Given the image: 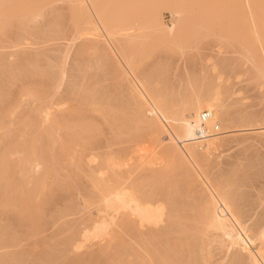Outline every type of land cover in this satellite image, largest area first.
Listing matches in <instances>:
<instances>
[{"label": "rangeland", "instance_id": "rangeland-1", "mask_svg": "<svg viewBox=\"0 0 264 264\" xmlns=\"http://www.w3.org/2000/svg\"><path fill=\"white\" fill-rule=\"evenodd\" d=\"M53 2L54 3L52 4L46 5V10L44 8V14L46 13V16L43 14V16L37 19L38 21H35V23L33 21L31 23V20H29L24 28L19 25V20L15 19L16 21H13L11 27L4 30L2 34L0 33V154H7H4L5 158L2 156V159L0 155V170H2L0 171V264H112V262L117 264L118 262H121L120 260L126 261L123 262L124 264H132L134 261H136L137 264H153L151 259L153 260L154 254L157 255V257H155L158 259V253L160 255L163 253L162 255H164L166 251L169 250L163 248L167 247L163 246V244L167 243L165 239L168 238L165 237V235L173 237V239L172 237L167 239L169 242L171 240L172 242L176 241L178 235H180V231L179 233L177 231L180 230L178 224H180L181 221H184V218L186 219L188 215V218H192L193 216V218H196L194 215V213L198 214V211L196 213L198 208H195V205L198 203L196 200L201 197L200 195H203V191H201L204 188L202 180L200 179V176L198 177L199 174L196 175L198 172L191 166L193 172L189 169L187 170L189 172L191 171L190 173L193 175V181H190L191 183L189 182V185L186 181V179L188 180L187 175L189 172L186 174L182 173V170L185 172L183 166L178 167L179 165L176 162L174 163L178 166H175L173 162L174 165L169 162L172 164L170 165L168 164V161L166 162L167 159H164V155H160L163 150L161 147L164 148L167 141H164V143L159 141L157 143V140L153 138L154 136L151 131L149 132V130L140 125L141 123L136 120L137 116L134 114V111L131 110L134 108H132L133 103L131 102V96L128 93L130 92L128 89L129 87L126 85L127 83L123 78H121L122 80L119 78L121 76H119V73L117 72L118 68L114 65L115 62L113 63L114 59L108 58L107 61L109 62H107L106 65H103L106 61L100 60L98 57L100 56V52L93 50V48H91L92 46L90 47V41L93 43V40H95L96 37L89 35L85 38V35H81V37L79 36V38H77L78 36L74 32L75 29L72 25V21H70V2H67V0ZM161 11L162 21L169 25L171 23L170 20L172 19L170 11L165 8ZM28 24L29 27L27 28ZM53 24H55V29H53ZM22 27L25 30L22 31ZM75 35L77 37H75ZM200 35L201 36H198V38L193 39V41L190 40V42H187L188 44L185 46L183 45L185 42H183V44H181L183 49L182 47L178 48L180 47V42L168 40L172 42L170 43L165 40L159 41L157 39L158 43H161L159 45L156 43V40L153 39V45L148 46L150 52L148 51L144 53L145 55L147 53L148 56L145 57L144 54L141 56V58H143V63L139 69L141 70L143 68L141 71L144 70L145 72L152 71L155 67L154 70L156 72L152 71L154 73L153 79H155L153 82L158 80L159 84L155 82V85L160 89L162 87L163 91L166 93H172V96L173 94L176 96L181 90L184 91L185 87L186 89L189 88L187 84L190 78L188 74L190 73L191 78L195 82L203 80L204 83L211 81V85H216L215 82L217 85L219 83L221 84V97L232 115L236 118L234 119V121H236L235 124H238L237 122L240 121L239 119L242 114L245 117L244 119L246 120V123L249 120V122L252 121L251 123L253 126L251 125V127L240 128L224 137L225 145L217 151L218 154L216 153L210 158L211 166L208 167L207 172H209V176H213V178L214 176L217 177L221 175L223 176L222 179H229L232 189L235 191V196L237 197L240 194V197H237V199L239 202H242V206L244 204L243 208L245 211L243 209V212H245V219L246 216H248V219H246L248 221L246 222L249 225L252 224L251 226H253L257 224V222L264 223V179L261 181L264 177V137L262 134V131L264 130V76H262V71L260 72L261 66L263 65V58L261 53L259 56H257V54L254 56L251 54L250 56V54L246 53V50L243 48L245 45L244 39L242 41V43L244 42V45H242L239 43V37L237 38L236 36L237 39L229 38L230 36L224 34L220 28L210 33L204 31ZM91 37L92 40L90 39ZM246 40L247 42L252 41V39ZM100 41L98 42L99 46L101 45L104 48V45L106 44L103 45L104 41ZM98 43L96 44L99 50ZM174 43H178V47L176 46L177 44L174 45ZM85 48L87 49L85 50ZM94 51L99 55L94 54ZM259 57L260 60H258ZM92 61L95 63L97 62V64H93ZM108 63L110 66L107 67ZM110 63H112L114 67H112ZM259 63H261L260 67ZM154 64H157V67ZM161 64L162 66L160 67L159 65ZM158 66L161 70L158 69ZM115 71L116 73H114ZM258 71L259 76L257 75ZM218 76L220 77L219 81L217 80ZM211 85H209V87ZM29 87L31 90L34 88V97L33 95L31 96V94L27 95L25 93L26 90H30ZM187 90L189 92V89ZM81 94L85 95L86 99L83 98ZM91 98L92 100H101L99 101L100 104L102 103L101 105L104 104L105 106L104 114L100 113L102 110H98L99 106L93 104ZM95 106L98 107L96 110ZM46 108L50 109L49 111L54 114L53 116H55L56 119L58 118L57 121L59 124H55L57 121L53 116L52 119L55 121L54 123H52L53 121L51 122L52 125L48 122H43V111ZM75 112L77 113L76 115ZM77 115L78 117H76ZM148 116L151 117V115ZM60 120L64 123L60 124ZM76 120H78L77 123ZM79 121L82 123L87 122L85 123L86 125H84L90 128L89 131L91 134L90 132H87L89 129L88 127L86 128L84 126L83 128V124L80 126ZM88 121H93L94 125L93 123L90 125L91 122ZM26 123H29L30 125ZM67 123H70V126H68ZM65 124L70 129H66ZM55 125L56 127H52ZM62 125L65 127L63 128ZM60 127H62L63 130H61L62 128ZM48 129L51 131H48ZM59 130L60 133H68L66 137L68 136L67 139L69 141L71 139L69 136L72 133L74 134L76 130L79 131L80 134L82 133L83 138L79 132L76 131L75 135L77 136L79 134L80 138H75V136L74 138L78 142H75L73 139L72 141L75 145L70 143L69 147L67 144L69 141L66 140V138L65 143H63L64 140L62 142L64 135L62 133L59 134ZM67 130H71L70 133H72L69 135V131L66 133ZM51 132H55L53 134L55 137ZM59 137L61 141L59 140ZM84 138L88 141L86 142ZM22 141L23 143H21ZM57 141L60 143H56ZM81 141H85L86 143H81ZM14 142L18 144V149L21 148L19 143L23 144V147L28 146L30 150L33 148L32 151L35 150L36 157L40 159L43 157V161L45 159V164L43 162L44 166L42 165V168L40 166H35L33 168L34 165L32 164V170H34L30 171L31 169L27 168L30 164L24 161V156H21L24 155V152L22 153V151L15 150L17 147ZM79 143L83 144V146H80ZM159 143H161L162 146ZM29 144L32 145H30L31 148L29 147ZM46 144L48 146H46ZM72 144L74 145V148H72ZM156 144H159V146ZM62 145L67 147L66 151L71 150L69 153L70 155L72 154V157L68 156V152L64 151L63 153V150L60 152ZM58 146H61V148ZM54 147H57L58 150L57 148L55 150ZM64 147L62 149H64ZM5 148L8 152L3 150ZM42 149L45 154L42 153ZM72 149H74V151ZM49 151L51 153H49ZM63 154L65 156H63ZM105 155H109V157L112 156V158L115 159V162L117 160L115 172H119L120 175H123L125 185L130 186V182L132 183L135 181L140 183L145 180L144 182H141L143 185H140L138 189H140V192H143L144 195L146 193L145 197L147 198V196H149L150 201L153 199V176L157 174V172L161 173L163 171L162 175L160 174V179L156 182L157 185L160 183V186H158L161 188L159 191V187L156 186L158 194L160 192L162 197L168 195L172 198L174 196V201L177 199L175 201V204L177 205H174L177 208H174L177 209V213H179L180 217L181 214H183V219L177 218L180 221L176 222V224L178 223L177 225H174L175 227L179 226L177 230H175L177 227L174 228L176 232L174 230L172 231L171 228H173V226L170 228L171 231L170 229L167 230V234L166 232H158L161 231L162 226L166 224V222H163L156 227H153V224L141 225L136 218H131L126 215V213H122L120 215L118 214L116 220L113 221L114 223L111 222L113 224L108 226L109 228H107L104 235L89 240L84 239V233L89 230L95 222H100L103 219L105 221L109 220L108 222L111 221L109 214H106V216L104 215L105 213L103 214L105 211H101V204L98 202L99 192L92 184V180L90 181V177H92L91 174L95 173L93 171H95L96 168L98 169L97 166L102 161V158L106 157ZM94 156H96V159L98 158V161H101L98 162L97 160H92L91 162L90 158H93ZM151 157L153 159L157 158L156 164L153 165V163H148V160L149 162L153 160ZM158 157H160L163 162H161ZM70 159H74V163H72L73 161ZM76 162L78 167L74 166L76 165ZM74 167L79 170L77 169L76 171ZM22 168H27V170ZM3 169L5 171H3ZM242 169L243 172H239ZM246 171H249L251 175ZM22 172L24 173V176ZM168 172L170 173L168 174ZM237 172L239 173L237 174ZM29 173H32V178ZM41 173L43 174L41 175ZM107 173L108 175L110 174L109 172ZM230 173L232 175H230ZM184 175H186V177ZM44 177H46V181ZM39 178H42V184L38 183ZM26 179L27 181H25ZM139 180L140 182H138ZM9 183H11V186H9ZM36 184L39 185L36 187ZM237 184L241 185V187ZM42 185L46 189L43 188ZM34 187H36L37 190ZM236 192L238 194H236ZM44 193L45 196H43ZM161 196L159 197L161 198ZM25 199L28 201H25ZM151 204H153V200ZM189 205H192V207ZM187 207L191 208L189 209ZM128 219L136 220L129 223V221H127ZM125 220L129 224H126ZM189 221H194L197 223L194 224L199 227V223L194 219H189ZM3 228H6V230ZM164 228L165 226L162 230ZM153 232L158 233L153 234ZM176 236L177 239H174ZM116 237L118 239H115ZM196 238L199 240L198 242H201L202 234L200 237L196 236ZM196 238L194 239L195 242L193 240L192 245L190 241L189 247H187V245H189L187 243L185 246L186 248L184 247L185 249H178V252L176 251L178 254H174L171 250H169L167 254H173L175 257V255H181L188 249L187 251L189 254H187L188 252H185L181 257L176 256V258H180L188 264L190 259L195 257V259L199 261L197 262L196 260L191 259L193 261H191L190 264H202V249H200L202 244L198 243ZM188 239L191 240L193 238L191 237V239ZM163 240H165V243ZM189 240H187V242ZM217 241L218 240H214L212 241V244L210 243V264H232L231 252H227L221 242ZM154 244H156L155 246L158 247V250L161 248L163 252L160 253L156 248L155 251L158 253L155 252L153 247ZM193 245H195V248H190L191 246L194 247ZM196 245L198 247H196ZM189 248L191 251L196 250L195 255L191 256V258L189 256L194 252L191 253ZM180 251H182V253ZM148 252L151 255H149ZM224 252L229 254L224 256L226 254ZM186 255L188 256L189 261ZM140 258L141 261L145 260L144 263L139 260Z\"/></svg>", "mask_w": 264, "mask_h": 264}, {"label": "bare ground", "instance_id": "bare-ground-1", "mask_svg": "<svg viewBox=\"0 0 264 264\" xmlns=\"http://www.w3.org/2000/svg\"><path fill=\"white\" fill-rule=\"evenodd\" d=\"M53 1H58V0H0V33L2 34L4 30H6L8 27H11L13 25V21L15 19L19 20V22H20L19 25L23 26L24 28H25V25L28 23L29 20H31V23H32V21L35 23V21L39 17L43 16L44 8L46 10V5L54 3ZM59 1H61V0H59ZM67 2H70V4H71V5H69L70 6V13H71V17H70L71 20L70 21H72V25L75 29L74 32L78 36L77 37L75 35V37L79 38V36L81 37V35L82 36L85 35V38H86V36L88 37L89 35L96 37L95 40H93V43L90 41L91 45L89 43L88 44L90 45V47L92 46L91 48H93V50L100 52V56H98V57L100 58V60L106 61L105 64L102 63L103 65H106L107 62H109V61H107L108 58L114 59L113 63L115 62L114 65H116V67L118 68L117 72L119 73V76H121L119 78L120 79L123 78V80H125L127 83L126 85L129 87L128 89L130 92H128V93L131 96V102L133 103L132 105L134 106V107L132 106V108H134V109H131V110H133L134 114L137 116L136 120H138V122L141 123L140 125H142L144 128L149 130V132L151 131L152 135L154 136L153 138H155L157 140L156 141L157 143L159 141H161V143H164V141H167L164 148L161 147L162 145H161V143H159L161 145L160 146L161 149H163L162 150L163 154L161 152L160 155H162V156L164 155V159L165 158L167 159V160L166 159L165 160H166V162L168 161V164H170L172 162L173 163L176 162L179 166L176 163H174L175 166H178V167L183 166L184 167L183 169H185L184 170L185 172H183L182 169H181L182 170L181 172L184 174L189 172V171H187L188 169L192 171V169L194 168L198 172L197 173L195 171L197 173L196 175L199 174L198 177L200 176V179L202 180V183L204 186L203 190H201V191H203L202 192L203 195H200L201 197H199V199L196 200V202H198V203L196 205L194 204L196 206L195 208H198V210H196V213L198 211V214L194 213L196 218H193L194 216L193 217L190 216L192 218H188L189 217V215H188V217H187L188 219L184 218V221H181L180 224L177 223L180 227L176 226L177 227L176 228L174 225H177L176 222L180 221L178 219H180V218L183 219V217H182L183 214H181V217H180L179 213H177V209H175L177 207L174 206V205H177V204H175V201L177 199L174 201V199H173L174 196L172 198H171V196H168V195L162 197L160 195V192L158 194V190L159 189L161 190V188L159 187L160 183H158V185H159L158 186L156 184V182H158L157 180L160 179L159 178V177H161L160 174L162 175L163 171L161 173L157 172V174H155L156 172L154 173L155 174L154 176H156V177L153 176V199H152L153 204H151L152 200L150 201L149 196H147V198H146L145 197L146 193L144 195L143 192L141 193L140 189H138V187H140V185H143L141 182H144L145 180L141 181V182L139 180L138 182H140V183L133 181L132 182L133 184L130 182V186H127V185H125V180L123 178V175L122 174L120 175L119 172H115L116 167H117V163H116L117 160L115 162V159H113L112 156L109 157V155L108 156L105 155L106 157L105 158L103 157L102 161L100 160L101 161L100 162V161H98V158L96 159L95 158L96 156H94L93 158H90L91 162H92V160L93 161L97 160L98 162H100V164L97 163L100 166L98 165L97 166L98 169L96 168L97 170L95 169V171H93L95 173L91 174L92 177H90L91 178L90 181L92 180V184L95 186L96 190L99 192V193L98 192L97 193L99 194L98 195V202H99V204H101V207H100L101 211H105V212H103V214L105 213L104 215L109 214L111 221L108 222L109 220L105 221L103 219L100 222L99 221L95 222V224H93L92 227L84 233V235H83L84 239L89 240L91 238H95V237H99V236L104 235V233H106L107 228H109L108 226H111L114 223L113 221L116 220V217L118 216V214L120 215L122 213H124V214L126 213V215H128L129 217L136 218L138 220V222H140L141 225L153 224V227H156V226L161 225V223L166 222V224H164L162 226V228L164 226H165V228L163 230L161 228V231H158L161 233L166 232V234H167V232H168L167 230H169L172 226H173V228H171L172 231L174 230V228H176L175 230H177L179 227L180 230H177V231H178V233L180 231V235H178V239H177V236L174 237V239L175 238L177 239L176 241L172 242V240L170 239L171 241L169 242L167 239L169 237L170 238L172 237L169 235H167V236L165 235V237H168L167 239H165L167 243L169 242L168 245H167V243H165V240H163L165 243V244H163V246H167V247H163V248H166L165 250H168V249L171 250L172 252H174V254H178V253H176V251L178 249H185L186 248L185 246L187 243L189 244V245H187V247H189L190 241H191V245H192L193 244L192 242L196 238V236L200 237L202 234V238L200 240L201 242H198L199 240H197V238H196L197 242L202 244V246H200L201 247L200 249H202V252H201L202 253V260H201L202 264H210V262H209V259H210L209 251L210 250L209 249H211V244H212V241H214V240H218L219 242H221L222 246L224 248H226L225 250H227V252H229V253L231 252V261H232L231 263L232 264H253L254 260L261 259L260 239L262 236H264V223L257 222V224H255L253 226H251L252 224L249 225L246 222V221H248V220H246V219H248V216H246V219H245V212H243L244 204L242 206V202H239V200L237 199V197H240L239 196L240 194L237 197L235 196V191H234V189H232V186L230 184L231 182L229 181L228 177H227L228 180L222 179L223 176H221V175H219V176L216 175L217 177L214 176V178H213V176L212 177L209 176V172H207L208 167L211 166L210 165V162H211L210 158L214 154H216L217 151H219V149L223 145H225L224 144V141H225L224 137L228 136L229 133H231L233 131L239 130L240 128L251 127V125L253 126V124L251 123L252 121L249 122L250 121L249 120L246 123L245 122L246 120L244 119L245 117L242 114L243 117L241 116V118L239 119L240 121L237 122L238 124H235L236 121H234V119H236V118L234 117V115H232L228 106L223 102V99L221 97V93H222L220 91L221 90V84H219V83L217 85V83L215 82L216 85H214L212 82L213 85H211L210 84L211 81H209L208 83L207 82L204 83L203 80H200V79H198L200 81L195 82L191 78V76H190L191 73H190V74H188L190 78L188 77L189 81L187 84L189 87V88H187V89H189V92L185 87L184 91L181 90V92H178L176 96L174 94L172 96L171 95L172 93L169 94L167 92L168 93L167 94L165 91H163L162 87L160 89L155 85L156 84L155 82H157L159 84L158 80L153 82V80H155V79H153L154 73L152 71H155L154 70L155 67L152 71H145V72H144V70L141 71L143 68L141 70L139 68H141V65L143 63V58H141V56L145 52H148V51L150 52V49H148V46L153 45V39L156 40V43H158L157 39L159 41L174 40L176 42H180L179 43L180 47H178V43H174V45L177 44L176 46L178 48H181L182 47L181 44H183V42H185V44H183L185 46L186 44H188L187 42H190V40L193 41V39H196V38H198V36H201L200 34H202L204 31L210 33V32H214L216 29L220 28L224 34L230 36V37L228 36L229 38L233 39V38H236V36H237V38L239 37V39H240L239 43H241L242 45L245 44L243 48L246 50V53L250 54V56H251V54H253V56L257 54V56H259V54L261 53V56L263 58L262 59L263 65L261 66V63H259V67L261 66L260 72L262 71V74H263L262 76H264V0H67ZM164 8L166 10L168 9L171 13V16H172V19L170 20L171 23L169 25L165 24L162 21V17H161L162 11L161 10ZM54 20H57V19H54ZM55 24H53L54 25L53 29H55ZM28 27H29V24H28L27 28ZM33 27H34V25H33ZM50 27H52V26H50ZM56 27H57V25H56ZM24 28L22 29V31L25 30ZM20 30H21V28H20ZM26 32H27V30H26ZM206 36H207V34H206ZM23 38H24V36H23ZM97 38H100V39H97ZM90 39L92 40V37ZM101 39H103V40H101ZM243 39L245 40V43L243 42L244 44L242 43ZM246 39H252V41L247 42ZM87 40H89V39H87ZM100 40L104 41V43L102 42L103 45L106 44V45H104V48L100 45L101 49H100V46L98 43ZM168 42H170V41H168ZM96 43H98L99 50L97 48ZM170 43H172V42H170ZM170 45H172V44H170ZM176 46H174V47H176ZM153 48H151V49H153ZM86 49L87 48H85V50ZM182 49H183V47H182ZM91 51H92V49H91ZM96 51H94V54H98V53H95ZM92 54H93V52H92ZM81 56H82V54H81ZM146 56H148L147 53H146L145 57ZM260 57L258 60H260ZM252 58H254V57H252ZM251 61H252V59H251ZM97 62L96 63L93 62V64L94 63L97 64ZM102 64H100V65H102ZM110 64L112 65V63H110ZM157 64H154V65L157 67ZM108 66H110L109 63L107 65V67ZM159 66L161 67L162 64ZM159 66H158V69L161 70V68H159ZM13 67H15V66H13ZM39 67H40V65H39ZM112 67H114V66L112 65ZM256 67H257V65H256ZM80 71H81V69H80ZM114 73H116V71ZM257 75L259 76V71H258ZM219 78L220 77L218 76V79H217L218 81H219ZM120 83H122V82H120ZM39 85H41V84H39ZM209 85H211V86L209 87ZM219 85H220V87H219ZM122 86H124V85H122ZM118 88H121V87H118ZM23 90H24V88H23ZM23 90H22V92H23ZM32 90L30 88V90H26L25 93L27 95L31 94V96L33 95V97H34L35 91L33 90L34 91L33 92ZM81 95L83 96V98H85V95H83V94H81ZM31 96H29V97H31ZM91 100H92V98H91ZM92 101H93V104H95L96 106L97 105L99 106V108L95 106L96 107V108L94 107L95 110L98 108V110H102V111H100V113L104 114L105 106H104V104L101 105L102 103L100 104L99 101H101V100H99V101L92 100ZM119 106H121V105H119ZM43 107H44V105H43ZM49 110L50 109L46 108L43 111V109H42L43 114H44V115L43 114L42 115L44 117L43 122H48L49 124H51V122L53 121L52 123H54L55 120L52 119V116L54 114H52V112ZM204 113H207L208 115L206 117H204ZM76 114L77 113L75 112V115ZM148 115H151V117H149ZM0 116H1V114H0ZM53 117L55 118V116H53ZM66 117H68V116H66ZM76 117H78V115ZM57 119H56V121H57ZM66 119H69V118H66ZM252 119H254V118H252ZM70 120H73V119H70ZM60 121H61L60 124L64 123V122H62V120H60ZM24 122H26V121H24ZM77 122H78V120H76V123ZM88 122H91V121H88ZM239 122H240V124H239ZM57 123H58V121L55 122L56 125H57ZM85 123H87V122H85ZM85 123L80 122V126H81V124H83V128H84V126L86 125ZM92 123H93V121L90 123V125H92ZM26 124H29V123H26ZM56 125L52 126V127H56ZM67 125L70 126V123L69 124L67 123ZM67 125H66V129L68 128ZM93 125H94V123H93ZM43 127H44V125H43ZM62 127L64 128L65 126L62 125ZM62 127H60V128H62ZM85 127L87 128L88 126H85ZM63 128L61 130H63ZM68 129H70V128H68ZM89 130H90V128L87 130V132H90ZM48 131H51V130L48 129ZM68 131L69 130H67L66 133ZM70 131H69V135L72 133V132L70 133ZM73 131H74V129H73ZM81 131H83V130H81ZM55 132H51V134L53 135ZM75 132H74V134L72 133L73 135L71 134L69 136V138H71L70 139L71 142L67 139L68 136L66 137V135L68 133L63 134L61 132L64 135L63 138H62L63 135L61 136L62 142L64 140L63 143H65V138H66V140L69 141V143H67L68 145L70 143L74 144V142L72 141L73 139L75 140V142H78L75 138L79 137L80 132L77 131V132H79V134L77 133L78 134L77 136L75 135L76 134ZM262 132H263L262 134L264 137V130ZM45 133H47V132H45ZM61 133L59 130V134H61ZM8 134H9V132H8ZM90 134H91V132H90ZM80 135L82 137V133ZM140 135H142V134H140ZM34 136H36V135H34ZM53 136H52V138H53ZM58 136H60V135H58ZM155 139H153V140H155ZM32 140H33V137H32ZM59 140H60V137H59ZM87 141L88 140H86V142ZM38 142H39V140H38ZM54 142H55V139H54ZM58 142L59 141H57L56 143H58ZM82 142L83 141H81V143ZM17 143H18V141H17ZM21 143H23V141ZM31 144H29L30 148L32 146ZM73 144H72V148H74L73 146L75 145V144L74 145ZM159 144H156V145L159 146ZM17 145L18 144H16V147H17ZM20 145H21V148L18 149V147H17L15 150L20 151V152L22 151V153L24 152L23 153L24 155H21V156H24L23 157L24 161H26V163L28 162L30 164L31 167L29 165L27 167V168L31 169V170L29 169L30 171L34 170V169L32 170L33 165H34L33 166V168H34L35 166L41 167L43 165V162L45 164V159L43 161L42 156H39V157H42V159L36 157V154L34 152L35 150L32 151L33 148H31V150H30L28 148V146L23 147L22 146L23 144L19 143V146ZM63 145H62V148L64 147ZM81 145L83 146V144H80V146ZM46 146H48V145L46 144ZM13 147H14V144H13ZM38 147H39V145H38ZM58 147L61 148V146H58ZM69 147H70V145H69ZM10 148H12V147H10ZM56 148H55V150H56ZM62 148L60 149V152H61V150H63L62 151L63 153H64V151L68 152V153H69V151L71 152V150H69V149H68L69 151H66L67 147H64V149H62ZM3 150H6V148ZM3 150H2V152H3ZM57 150H58V148H57ZM72 150L74 151V149H72ZM6 151L8 152V150H6ZM42 151H43V149H42ZM53 151H54V149H53ZM37 153H38V151H37ZM42 153H44V151ZM49 153H51V152L49 151ZM146 153H147V151H146ZM4 154H6V153H4ZM4 154L3 155L0 154L1 159L3 157L5 158ZM71 155H70V153L68 154V156H71ZM63 156H65V155L63 154ZM34 157H36V158H34ZM44 157H45V155H44ZM154 157H155V155H154ZM6 158H7V156H6ZM77 158H76V160H77ZM159 158L160 157H158V159ZM164 159H162V160H164ZM70 160L73 161L74 159H70ZM160 161H161V158H160ZM161 162H163V161H161ZM72 163H74V161ZM148 163H153V165L156 164L157 158L156 159L154 158L150 162L148 160ZM172 164H170V165H172ZM1 166H2V164H1ZM74 166L78 167L77 162H76V165H74ZM191 166L193 167L192 169H191ZM5 168H7V167H5ZM24 168H22V169H24ZM27 168L24 170H27ZM144 168H146V167H144ZM4 169H3V171H5ZM75 169L77 171L78 168H75ZM155 169H158V168H155ZM0 171H2V170H0ZM90 171H92V170H90ZM107 172H109L110 174L108 175ZM190 172L187 175L188 180L186 179V181L188 183L190 181L191 182L193 181L192 180L193 175ZM239 172H243V169ZM239 172H237V174ZM246 172H244V173H246ZM253 172H255V171H253ZM169 173L170 172H168V174ZM234 173H235V171H234ZM31 174L32 173H29L30 176H31ZM42 174L43 173H41V175ZM70 175H72V174H70ZM76 175H77V173H76ZM230 175H232V174L230 173ZM243 175H245V174H243ZM250 175H251V173H250ZM23 176H24V173H23ZM184 176L186 177V175H184ZM76 177H73V178H76ZM163 177H164V175H163ZM234 177H235V175H234ZM241 177H242V175H241ZM31 178H32V176H31ZM261 178H262V176H261ZM41 179L40 178L38 179L39 184H42ZM44 179L46 181V177H44ZM144 179H146V178H144ZM163 179H162V181H163ZM263 179H264V177L261 179V181ZM25 181H27V179ZM46 183H45V187H46ZM190 183H189V185H190ZM39 184H36V187ZM126 184H127V182H126ZM138 184H139V186H138ZM245 185H246V183H245ZM247 185H249V184H247ZM9 186H11V183H9ZM16 186H17V184H16ZM156 186L159 187L158 190H157ZM238 186L241 187V185H238ZM36 187H34V188H36ZM45 187L43 186V188H45ZM36 190H37V188H36ZM237 190H240V189H237ZM29 191H31V190H29ZM172 192H174V191H172ZM237 192H236V194H238ZM43 196H45V193ZM159 196H161V198ZM28 197H29V194H28ZM87 198H89V197H87ZM262 198H263V196H262ZM7 200H8V198H7ZM26 200L27 199H25V201ZM18 204H19V202H18ZM29 205H30V203H29ZM189 206L192 207V205H189ZM40 207H42V206H40ZM191 207H187V208L190 209ZM34 208H36V207H34ZM100 208H99V210H100ZM244 211H245V209H244ZM193 212H195V211H193ZM122 218H123V216H122ZM122 218H121V220H122ZM136 219H134V220H136ZM189 219L190 220L194 219L196 222H198L199 227H197V225H195L197 223H195L194 221H189ZM134 220L128 219L127 221H129V223H130L131 221H134ZM127 221H126V224H129ZM111 222H113V223H111ZM122 222H123V220H122ZM190 222H193V223H190ZM123 225H121V226H123ZM125 229H127V228H125ZM155 229H157V228H155ZM159 229H160V227H159ZM159 229H157V230H159ZM171 229H170V231H171ZM4 230H6V228ZM158 232H156V233H158ZM156 233L153 232V234H156ZM197 233H199V234L201 233L200 236ZM162 236H164V235H162ZM191 237L193 239H191ZM161 238H163V237H161ZM188 238H190L191 240H189ZM115 239H118V238L116 237ZM172 239H173V237H172ZM187 240H189V241L187 242ZM143 241H145V240H143ZM194 242H195V240H194ZM155 245L156 244L153 245L154 251H155V248H156V250H158L157 249L158 247H156ZM197 245H196V247H198ZM75 246H77V245H75ZM79 246H80V244H79ZM193 246L194 247L191 246L190 248H195V245H193ZM190 248H189V251L191 253L194 252L189 256L191 258V256L195 255L196 250L193 249L195 251H191ZM106 250H107V248H106ZM187 250L184 251L183 253H182V251H180V252L182 254H184L185 252H188ZM158 251L160 253L163 252L161 248H159ZM168 251H166V253L164 255H162L163 253L160 255L157 251H155L158 253L159 258L157 259L156 258L157 255L154 254L153 260L151 259L153 264H187V262H185L184 260H182L180 258H176L177 255H175V257L173 254L168 255L167 254ZM155 252H153V253H155ZM224 253H226V252H224ZM229 253H226L224 256H227ZM148 254H149V252H148ZM182 254L181 255L179 254L177 257H181ZM187 254H189V252ZM149 255H151V254H149ZM141 258L139 259L140 261H141ZM187 258H188V256H187ZM191 259H194L197 261V259H195V257L194 258L192 257ZM191 259H190V262L193 261ZM200 259H201V257H200ZM223 259H225V258H223ZM120 261L121 262H118L119 264H124L123 262H126L123 260H120ZM140 261H138V262H140ZM144 261L145 260H142L141 262L144 263ZM188 261H189V258H188ZM11 262H13V261H11ZM190 262L188 264H190ZM133 263L137 264L136 261L132 262V264ZM147 263H149V262H147ZM112 264H115V263L112 262ZM126 264H128V263H126ZM149 264H151V263H149Z\"/></svg>", "mask_w": 264, "mask_h": 264}, {"label": "snow or ice", "instance_id": "snow-or-ice-1", "mask_svg": "<svg viewBox=\"0 0 264 264\" xmlns=\"http://www.w3.org/2000/svg\"><path fill=\"white\" fill-rule=\"evenodd\" d=\"M260 246H261V259L259 260H254L253 264H264V236L261 237L260 239Z\"/></svg>", "mask_w": 264, "mask_h": 264}, {"label": "built area", "instance_id": "built-area-1", "mask_svg": "<svg viewBox=\"0 0 264 264\" xmlns=\"http://www.w3.org/2000/svg\"><path fill=\"white\" fill-rule=\"evenodd\" d=\"M208 114L207 113H204V117H206Z\"/></svg>", "mask_w": 264, "mask_h": 264}]
</instances>
